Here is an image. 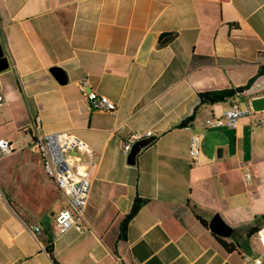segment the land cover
<instances>
[{"label": "crops", "instance_id": "1", "mask_svg": "<svg viewBox=\"0 0 264 264\" xmlns=\"http://www.w3.org/2000/svg\"><path fill=\"white\" fill-rule=\"evenodd\" d=\"M0 46V139L17 147L0 160V264H56L49 245L59 264H247L264 254V111L236 128L206 124L264 96V75L200 103V93L245 85L264 65V0H0ZM83 81L116 111L91 109ZM52 131L94 151L82 233L56 234L68 197L26 147ZM132 135L155 136L134 164L124 151ZM136 197L148 202L120 238ZM216 215L223 233L209 227ZM29 225L42 226L38 238ZM247 237L251 255L240 245Z\"/></svg>", "mask_w": 264, "mask_h": 264}, {"label": "built area", "instance_id": "2", "mask_svg": "<svg viewBox=\"0 0 264 264\" xmlns=\"http://www.w3.org/2000/svg\"><path fill=\"white\" fill-rule=\"evenodd\" d=\"M88 103L93 110H105L115 112L117 103L106 95H101L95 90H87V81L80 83ZM2 98L0 97V101ZM251 105L242 108L239 103H233L231 107L220 117H209L206 124L211 127L229 126L236 128L240 119L245 115L255 113ZM264 124V120L257 121ZM41 124L40 117L36 118V126ZM139 139L132 135L124 143V151L130 153L134 143ZM202 139L194 135L189 153L195 158L200 154ZM28 149L40 155L46 175L67 195L68 204L60 210L55 218V232L62 235L71 229L82 233L87 230L84 223V211L87 207L92 189V174L96 167L94 151L91 146L74 133L66 131H52L38 133L37 136L26 145ZM17 150L15 144L5 138L0 139V160L11 155ZM250 175L245 173V179ZM0 184V196H2ZM28 229L35 237L42 233V226L29 225ZM264 244V226L259 231ZM264 254L256 258L247 256V264H263Z\"/></svg>", "mask_w": 264, "mask_h": 264}, {"label": "trees", "instance_id": "3", "mask_svg": "<svg viewBox=\"0 0 264 264\" xmlns=\"http://www.w3.org/2000/svg\"><path fill=\"white\" fill-rule=\"evenodd\" d=\"M222 2H227L228 0H221ZM264 75V65H262L258 71V73L250 78L247 84L238 86V87H231V88H226V89H217V90H210V91H205L200 93V103L201 104H215L218 102H223L227 100L228 98H231L235 96L237 93H242L246 90H249L252 85L255 83V81L260 77ZM198 111V106L195 108L194 113L188 117L181 125H186L188 122L192 121V119L195 118L196 113ZM148 202V199L141 198V197H136L133 207L130 211V213L126 216L124 221L122 222L121 225V232H120V238H125L126 237V232L128 228V224L130 220L137 214V212L140 210V208ZM257 232V229H251L249 230L248 236H252ZM223 246L227 250H233V245H229L227 242L224 240H221ZM48 251L52 257V259L55 261L56 264H59L55 258L54 255V246L49 245L48 246Z\"/></svg>", "mask_w": 264, "mask_h": 264}, {"label": "water", "instance_id": "4", "mask_svg": "<svg viewBox=\"0 0 264 264\" xmlns=\"http://www.w3.org/2000/svg\"><path fill=\"white\" fill-rule=\"evenodd\" d=\"M8 67V61L5 57H3V51L0 46V71ZM53 74L56 76V78L60 82H64V79L62 77V70L60 68H53L52 69ZM251 106L256 112L264 111V96L256 97L251 100ZM155 139V136L148 135L144 138H139L133 145L130 153H129V163L134 164L137 155L140 153V151L148 146L153 140ZM209 227L211 230L217 233H223L226 230L225 223L222 221L221 217L219 215H216L211 220ZM241 247L243 248L244 252L248 255H251L253 252V247L250 242V237H247L240 243ZM264 264V261H263Z\"/></svg>", "mask_w": 264, "mask_h": 264}, {"label": "rangeland", "instance_id": "5", "mask_svg": "<svg viewBox=\"0 0 264 264\" xmlns=\"http://www.w3.org/2000/svg\"><path fill=\"white\" fill-rule=\"evenodd\" d=\"M239 103H240V106H241L242 108H245L246 105L244 104V101H243V100H240V99H239Z\"/></svg>", "mask_w": 264, "mask_h": 264}]
</instances>
